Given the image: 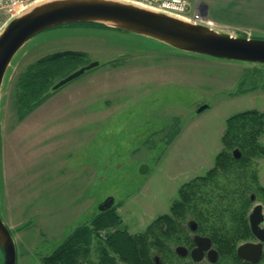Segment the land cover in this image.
Here are the masks:
<instances>
[{
	"label": "rangeland",
	"instance_id": "1",
	"mask_svg": "<svg viewBox=\"0 0 264 264\" xmlns=\"http://www.w3.org/2000/svg\"><path fill=\"white\" fill-rule=\"evenodd\" d=\"M50 1L28 0L27 11ZM185 1L188 16L212 2ZM245 4L229 7L255 10ZM218 20L225 22L216 23L220 30L264 39V31ZM98 23L110 25L82 20L38 31L16 50L3 74L0 218L14 238L16 264H40L77 225L89 222L109 195L120 216L110 231H144L169 212L184 182L212 167L223 148L225 118L250 102L242 90L264 92V63L188 52ZM63 50L81 55L52 85L92 61L99 63L56 89L50 86L40 104L18 115L17 75L37 58ZM202 104L206 107L197 111ZM142 164L147 171H139ZM225 186L224 173H216L194 190L212 196L219 190L209 187ZM91 243L93 248L96 242Z\"/></svg>",
	"mask_w": 264,
	"mask_h": 264
},
{
	"label": "flooded vegetation",
	"instance_id": "2",
	"mask_svg": "<svg viewBox=\"0 0 264 264\" xmlns=\"http://www.w3.org/2000/svg\"><path fill=\"white\" fill-rule=\"evenodd\" d=\"M242 91L240 95L248 96L250 102L225 118L227 150L239 161L237 167L226 169V186L209 187L219 192L197 193L198 199H190L197 187H181L189 199L178 200V214L169 219V225L158 221L141 233L133 248L114 249L106 233L94 235L95 246L85 247L77 264H264V92ZM233 140L240 144L233 145ZM182 193L179 187L178 196ZM113 205L112 201L104 209Z\"/></svg>",
	"mask_w": 264,
	"mask_h": 264
},
{
	"label": "water",
	"instance_id": "3",
	"mask_svg": "<svg viewBox=\"0 0 264 264\" xmlns=\"http://www.w3.org/2000/svg\"><path fill=\"white\" fill-rule=\"evenodd\" d=\"M97 20L111 26L145 34L179 49L218 58L264 63V39L219 32L200 23H192L164 12L118 0H54L40 4L11 19L0 33V85L3 74L16 50L33 34L47 27L70 21ZM98 64L92 61L70 72L52 85L56 89L85 70ZM206 107L200 105L197 111ZM140 172L147 171L145 164ZM113 201L105 198L99 209ZM0 246L3 264H15L14 239L0 218Z\"/></svg>",
	"mask_w": 264,
	"mask_h": 264
},
{
	"label": "trees",
	"instance_id": "4",
	"mask_svg": "<svg viewBox=\"0 0 264 264\" xmlns=\"http://www.w3.org/2000/svg\"><path fill=\"white\" fill-rule=\"evenodd\" d=\"M103 26L114 27L106 24ZM80 55L79 51H56L37 58L20 71L14 81L13 89V103L17 107L18 115H24L40 104L48 96V89L50 86L52 87L55 78L73 64ZM227 142L226 131L224 130L222 135L223 148L216 153L212 167L204 175L195 176L184 182L180 186V192L183 193L179 197L177 192V197L172 201L169 212L158 215L144 231L138 234H129V231L120 228L110 231V228L120 223L119 214L113 207L98 211L89 222L77 225L49 255L43 257L40 264H77L85 247H89L90 243L95 240V236L97 237L101 233L107 234V242L114 249L137 247V239L141 237V233L151 230L160 220H165L169 225V219L178 214V200L189 199L188 192L181 189V187H202V184L213 179L214 174H223L228 167L238 166L239 161L228 153ZM232 144L239 145L240 143L233 140ZM243 158L244 156L240 160ZM192 193L194 195L190 199H198L195 196L197 190L192 191ZM106 246L108 245H98V247Z\"/></svg>",
	"mask_w": 264,
	"mask_h": 264
},
{
	"label": "built area",
	"instance_id": "5",
	"mask_svg": "<svg viewBox=\"0 0 264 264\" xmlns=\"http://www.w3.org/2000/svg\"><path fill=\"white\" fill-rule=\"evenodd\" d=\"M125 1L141 4L153 9L161 10L166 13L182 17L186 20L202 23L211 28L219 29L214 21L205 17L201 18L199 16L201 15L199 11L194 12V14L188 16L187 13L188 5L186 4L185 0H149V1L125 0ZM27 2L28 0H0V20H4V22H6L11 17L19 15L20 13H22L24 10L27 9L28 7ZM190 17H192L193 19Z\"/></svg>",
	"mask_w": 264,
	"mask_h": 264
},
{
	"label": "crops",
	"instance_id": "6",
	"mask_svg": "<svg viewBox=\"0 0 264 264\" xmlns=\"http://www.w3.org/2000/svg\"><path fill=\"white\" fill-rule=\"evenodd\" d=\"M242 1L246 3V6L255 10L247 8L244 9L243 13L238 10L232 11L231 7H229L233 3H239ZM205 8L207 9L206 14L209 18L218 23H225L218 20L224 19L230 22H235L238 26L244 25L249 26L256 31H264V0H212L209 4L206 3ZM247 30L250 31L249 28Z\"/></svg>",
	"mask_w": 264,
	"mask_h": 264
},
{
	"label": "bare ground",
	"instance_id": "7",
	"mask_svg": "<svg viewBox=\"0 0 264 264\" xmlns=\"http://www.w3.org/2000/svg\"><path fill=\"white\" fill-rule=\"evenodd\" d=\"M199 12H201L202 14H206L207 13V9L206 8H201Z\"/></svg>",
	"mask_w": 264,
	"mask_h": 264
}]
</instances>
